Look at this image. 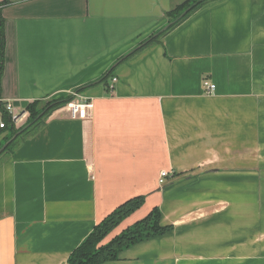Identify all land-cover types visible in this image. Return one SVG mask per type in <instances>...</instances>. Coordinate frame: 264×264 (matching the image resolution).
I'll use <instances>...</instances> for the list:
<instances>
[{
	"label": "crops",
	"instance_id": "1",
	"mask_svg": "<svg viewBox=\"0 0 264 264\" xmlns=\"http://www.w3.org/2000/svg\"><path fill=\"white\" fill-rule=\"evenodd\" d=\"M185 1L0 0L13 129L115 69L74 97L86 119L58 108L0 157V264H69L139 196L104 243L155 207L172 230L104 264H264V0L207 2L133 54Z\"/></svg>",
	"mask_w": 264,
	"mask_h": 264
},
{
	"label": "trees",
	"instance_id": "2",
	"mask_svg": "<svg viewBox=\"0 0 264 264\" xmlns=\"http://www.w3.org/2000/svg\"><path fill=\"white\" fill-rule=\"evenodd\" d=\"M213 0H186L183 4L175 7L167 13V17L170 18L171 25L162 32H159L156 36H152L147 42L137 49L133 54L142 50L144 47L157 42L161 36L167 31L175 27L185 18H187L195 10ZM185 14H182L185 12ZM1 23V21H0ZM4 35L2 24H0V94H1V76L4 66ZM131 54L130 56H132ZM128 56V57H130ZM127 57V58H128ZM124 60L119 61L123 62ZM117 63V64H118ZM116 64V65H117ZM114 68L106 73L98 83H93L87 87L78 88L75 94H79L86 88L94 86L95 84L107 85L111 79ZM74 100L73 95H69L65 98L51 100L45 103L34 102L29 104L26 108L29 114L28 121L21 129H13V122L10 119V115L5 110L4 104L0 103L1 119L5 124V128L1 129L7 131V135L4 142L0 144V148L9 141L15 134L18 136L5 148L0 154V157L11 153L18 140L30 134L32 131L42 125L43 120L54 110L66 106L68 103ZM144 203V197H135L126 201L105 217L91 232V234L83 241V243L77 247L68 259L69 264H104L106 262L116 261L119 253L130 248L133 245L143 242L144 240L163 236L172 230L171 226H163L160 224V211L158 208H153L143 219L132 224L131 226L123 229L120 233L110 238L104 243V240L108 238L119 225L132 213L138 210Z\"/></svg>",
	"mask_w": 264,
	"mask_h": 264
},
{
	"label": "built area",
	"instance_id": "3",
	"mask_svg": "<svg viewBox=\"0 0 264 264\" xmlns=\"http://www.w3.org/2000/svg\"><path fill=\"white\" fill-rule=\"evenodd\" d=\"M113 81H116L113 79ZM204 87L206 90V93L210 94L213 92L215 86L212 84H209L207 82L204 83ZM74 97H77L78 95L73 93ZM5 110L10 115V119L14 121V119L17 117V114L14 113L12 105L11 104H4ZM67 111L71 117V119H81L84 120L87 117L88 111L92 108V104L87 102L86 100L80 99L78 101H72L66 105ZM5 128V124L1 119V113H0V130ZM167 176L166 172H162L160 175V183L163 182V179Z\"/></svg>",
	"mask_w": 264,
	"mask_h": 264
},
{
	"label": "water",
	"instance_id": "4",
	"mask_svg": "<svg viewBox=\"0 0 264 264\" xmlns=\"http://www.w3.org/2000/svg\"><path fill=\"white\" fill-rule=\"evenodd\" d=\"M186 13V12H185ZM184 13V14H185ZM166 29V27H165ZM164 29V30H165ZM25 114L24 111H21L17 117L14 119V122H17L23 115ZM19 133L15 134L9 141H7L5 144H3V146L0 148V154L5 150V148L8 146V144H10L17 136Z\"/></svg>",
	"mask_w": 264,
	"mask_h": 264
},
{
	"label": "rangeland",
	"instance_id": "5",
	"mask_svg": "<svg viewBox=\"0 0 264 264\" xmlns=\"http://www.w3.org/2000/svg\"><path fill=\"white\" fill-rule=\"evenodd\" d=\"M186 12V11H185ZM185 12H183L182 14H184Z\"/></svg>",
	"mask_w": 264,
	"mask_h": 264
}]
</instances>
